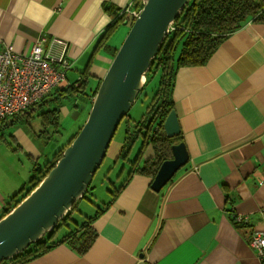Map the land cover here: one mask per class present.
Here are the masks:
<instances>
[{
    "label": "crops",
    "instance_id": "obj_1",
    "mask_svg": "<svg viewBox=\"0 0 264 264\" xmlns=\"http://www.w3.org/2000/svg\"><path fill=\"white\" fill-rule=\"evenodd\" d=\"M133 1L0 0V51L28 53L37 39L58 37L78 74L112 23L103 7ZM111 60L104 51L93 58L88 84ZM171 93L187 164L159 192L134 175L92 223L97 237L84 255L59 245L28 264H260L248 241L264 231V23L228 34L206 64L179 68ZM150 157L149 146L142 159ZM12 183L0 168V213L20 190ZM233 214L247 224H234Z\"/></svg>",
    "mask_w": 264,
    "mask_h": 264
},
{
    "label": "trees",
    "instance_id": "obj_2",
    "mask_svg": "<svg viewBox=\"0 0 264 264\" xmlns=\"http://www.w3.org/2000/svg\"><path fill=\"white\" fill-rule=\"evenodd\" d=\"M141 8L142 0H134L132 2V9L140 10ZM103 10L110 14L112 23L97 40L88 64L83 71L78 73L79 80L74 81L68 88L54 90L55 92L52 94L53 105L55 102L56 105L63 107V104L59 102L67 94H75L80 100L83 99V102L87 100L91 104L101 80H97L96 86L91 88L89 93H84L88 80L91 78L88 74L89 65L100 51L108 52L110 57L113 58L118 48L110 47L109 40L120 25H125L128 20L133 22V19H128L126 14L122 13L120 9L113 10L108 6H104ZM249 21L264 23V0H190L183 8L179 17L173 22L174 29L166 35L159 52L152 60L151 66L145 74L144 86L138 93V96L141 94L144 95L145 99L149 98L148 93H144L146 92L144 90L153 78L158 75V83L146 104L145 114L141 120L134 122V124L126 116L123 119L125 120L123 144L116 160L122 159L125 162L128 161V157L137 142H139V148L134 159L129 162L126 178L111 195L116 194L117 196L134 175H144L153 179L160 164L171 158V146L181 142L180 134L177 137L168 139L163 130L164 120L174 110L171 91L176 71L181 67L202 66L206 64L223 39ZM76 83L77 85H75ZM55 93L60 100L57 97L54 98ZM44 101L45 98L37 107L11 118L10 125L13 124L14 120L23 116V120H26V118L31 119L35 108L39 107L42 109V112L38 113L36 117L40 122V132L47 133L49 128L57 130L60 119L59 109L61 107L54 108L53 106L52 109H46L44 105L48 101ZM5 125V121L1 122L0 129L5 127ZM81 126L67 144L54 153L51 160L42 166L38 165L37 162H33V176L28 181V188L20 189L8 200L6 207L0 213V219L19 204L54 167L55 163L61 158L64 149L70 145L71 141L78 134ZM149 146L153 157L143 160L144 151ZM111 203L112 201L110 200L94 215L86 217L85 222L71 228L68 223L71 222V213L75 210L74 204L71 210L68 211L66 216L51 232L46 233L39 240L32 243L22 253H19L8 261H3L1 264H28L31 260L44 255L51 248L59 245H66L77 254L84 255L97 237L96 232L91 226L92 223L104 213ZM62 229H67L68 231L59 236Z\"/></svg>",
    "mask_w": 264,
    "mask_h": 264
},
{
    "label": "water",
    "instance_id": "obj_3",
    "mask_svg": "<svg viewBox=\"0 0 264 264\" xmlns=\"http://www.w3.org/2000/svg\"><path fill=\"white\" fill-rule=\"evenodd\" d=\"M190 0H142V8L110 61L78 134L39 184L0 219V264L26 250L66 216L88 190L120 124L144 86L145 74ZM168 139L179 136L175 111L163 122ZM151 181L159 192L188 162L184 143L171 146Z\"/></svg>",
    "mask_w": 264,
    "mask_h": 264
},
{
    "label": "rangeland",
    "instance_id": "obj_4",
    "mask_svg": "<svg viewBox=\"0 0 264 264\" xmlns=\"http://www.w3.org/2000/svg\"><path fill=\"white\" fill-rule=\"evenodd\" d=\"M131 24L132 21H128L125 25L118 27L112 36L111 42L118 44L122 40L118 48L125 39ZM77 77L78 74L74 70H69L66 74V78L70 84L76 81ZM96 83L90 81L84 93H89L90 89L96 86ZM157 83L158 75L145 88L144 91L146 92L144 93H148L149 98ZM78 94L82 96L80 93ZM55 97L58 98L56 93L54 94ZM149 98L145 99L144 95L141 94L136 98L126 115L132 124L141 120L145 114V107ZM47 99L48 104H46V109H52L53 106L54 108L61 107L60 105H56L55 102L53 105L52 96ZM82 100L75 96V94H67L63 100H60L61 102L59 103L66 105L67 113H62L60 116L57 130L49 128L47 133L40 132V122L36 117L38 113L42 112V109L39 107L35 108L31 119L26 118V120H23V116L14 120L12 125L6 123L5 127L0 129V168L8 174L10 180H14L17 183H12V185L20 189L21 187L27 189L28 181L33 176V163L29 159L30 155L34 159H37L38 165L42 166L51 160L54 153L62 146H65L75 135L78 128L84 123L91 107L90 102L88 103L87 100L83 102ZM124 131L125 120H122L106 150L101 165L91 179L87 192L82 199L77 200L75 203V210L71 213L70 217L71 222L68 223L71 228L85 222L86 217L94 215L104 207V204L116 197V194L111 195V193L116 191L126 178L129 162L134 159L139 148V142H137L128 157V161L125 162L122 159L116 160L123 144ZM67 231V229H62L59 236Z\"/></svg>",
    "mask_w": 264,
    "mask_h": 264
},
{
    "label": "built area",
    "instance_id": "obj_5",
    "mask_svg": "<svg viewBox=\"0 0 264 264\" xmlns=\"http://www.w3.org/2000/svg\"><path fill=\"white\" fill-rule=\"evenodd\" d=\"M139 11L132 9V3L121 10L133 21ZM173 29L171 24L168 34ZM67 50L66 41L53 37L50 41L37 39L28 53L18 52L12 46L0 51V123L38 106L52 91L68 88L74 83L70 84L66 78L72 67L66 57ZM231 220L234 224L244 225L248 219L233 214ZM248 246L260 264H264V231L252 232Z\"/></svg>",
    "mask_w": 264,
    "mask_h": 264
},
{
    "label": "flooded vegetation",
    "instance_id": "obj_6",
    "mask_svg": "<svg viewBox=\"0 0 264 264\" xmlns=\"http://www.w3.org/2000/svg\"><path fill=\"white\" fill-rule=\"evenodd\" d=\"M37 107V106H36Z\"/></svg>",
    "mask_w": 264,
    "mask_h": 264
}]
</instances>
